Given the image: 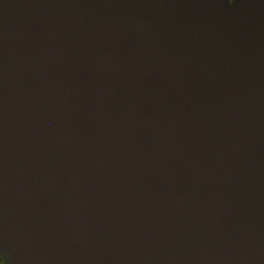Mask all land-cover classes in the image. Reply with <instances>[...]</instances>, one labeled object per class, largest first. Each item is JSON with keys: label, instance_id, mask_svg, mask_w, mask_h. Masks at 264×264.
I'll use <instances>...</instances> for the list:
<instances>
[{"label": "water", "instance_id": "95a60500", "mask_svg": "<svg viewBox=\"0 0 264 264\" xmlns=\"http://www.w3.org/2000/svg\"><path fill=\"white\" fill-rule=\"evenodd\" d=\"M0 0L3 264H264V0Z\"/></svg>", "mask_w": 264, "mask_h": 264}, {"label": "rangeland", "instance_id": "374dc122", "mask_svg": "<svg viewBox=\"0 0 264 264\" xmlns=\"http://www.w3.org/2000/svg\"><path fill=\"white\" fill-rule=\"evenodd\" d=\"M0 264H2V259L0 258Z\"/></svg>", "mask_w": 264, "mask_h": 264}, {"label": "flooded vegetation", "instance_id": "af4514ba", "mask_svg": "<svg viewBox=\"0 0 264 264\" xmlns=\"http://www.w3.org/2000/svg\"><path fill=\"white\" fill-rule=\"evenodd\" d=\"M2 264H3V260H2Z\"/></svg>", "mask_w": 264, "mask_h": 264}, {"label": "clouds", "instance_id": "9594fccd", "mask_svg": "<svg viewBox=\"0 0 264 264\" xmlns=\"http://www.w3.org/2000/svg\"><path fill=\"white\" fill-rule=\"evenodd\" d=\"M233 2H234V0H233ZM233 2H232V3H233Z\"/></svg>", "mask_w": 264, "mask_h": 264}]
</instances>
